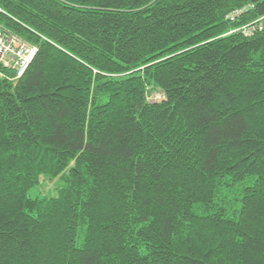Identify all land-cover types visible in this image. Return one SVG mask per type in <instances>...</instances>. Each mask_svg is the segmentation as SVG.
<instances>
[{
	"label": "trees",
	"instance_id": "obj_1",
	"mask_svg": "<svg viewBox=\"0 0 264 264\" xmlns=\"http://www.w3.org/2000/svg\"><path fill=\"white\" fill-rule=\"evenodd\" d=\"M0 9V264H264V0Z\"/></svg>",
	"mask_w": 264,
	"mask_h": 264
},
{
	"label": "built area",
	"instance_id": "obj_2",
	"mask_svg": "<svg viewBox=\"0 0 264 264\" xmlns=\"http://www.w3.org/2000/svg\"><path fill=\"white\" fill-rule=\"evenodd\" d=\"M243 9L242 10H236L234 11L233 13H231L227 19L231 22L235 21V19H237V17H239V15H241L243 13ZM3 13V11L0 9V14ZM264 31V16L256 19L255 21L249 23V24H246V25H243L239 28H236L232 31H230L228 34H235V33H238L246 38H250V37H253L256 33L258 32H262ZM29 45V44H28ZM27 43L24 44V41L22 42L17 36L13 35V34H7V33H2L0 32V65L4 66V67H7L5 66L9 60L11 59H8L7 57H5L4 59V55L9 51L11 52L10 50H6V47L8 46L12 51H17L16 49H20V47L24 48L26 51L22 50V52L18 53L17 56L14 55L13 52L12 55H13V60H21V62H15V61H11L9 63H13L14 64L10 67H7V68H12V69H15L17 70V77L21 76L23 74V72L25 71V69L27 68V66L29 65V61L32 60V58L34 57L35 53H36V48L33 47V46H28ZM17 47V48H16ZM29 47H32L33 49H28ZM21 54H25V55H28L29 54V58H28V61L27 62H24V60H22L20 58V55ZM16 56V58H15ZM17 67H15V66Z\"/></svg>",
	"mask_w": 264,
	"mask_h": 264
},
{
	"label": "rangeland",
	"instance_id": "obj_3",
	"mask_svg": "<svg viewBox=\"0 0 264 264\" xmlns=\"http://www.w3.org/2000/svg\"><path fill=\"white\" fill-rule=\"evenodd\" d=\"M21 40V39H20ZM22 41V40H21ZM23 42V41H22ZM25 44V43H24ZM28 45V44H27ZM28 46H30V45H28ZM17 48V47H16ZM24 50V51H26L24 48H22V47H20V49H16L17 51H12L8 46L6 47V50H10L11 52H13L14 53V55H16L17 56V54L18 53H20V52H22V50ZM28 49H33L32 47H29ZM11 52H7L5 55H4V59H5V57H7L8 59H11V60H9V62H11L12 60H13V55H12V53ZM16 56H15V58H16ZM20 58L22 59V60H24V62H27L28 61V58H29V54L28 55H25V54H21L20 55ZM13 61H17V60H13ZM7 63L5 66H7V67H10V66H12L13 64H14V62L13 63ZM17 62H21V60H19L18 59V61ZM29 62H31V61H29ZM15 66V65H14ZM15 67H17V66H15ZM155 99H159L158 97H155ZM55 185H56V181L55 180H42L41 182H40V185L34 190V191H32V192H30V196H42V197H44V196H49V195H54V187H55Z\"/></svg>",
	"mask_w": 264,
	"mask_h": 264
}]
</instances>
